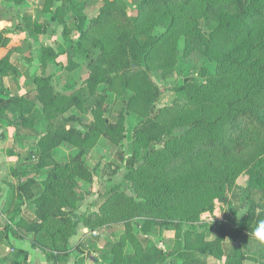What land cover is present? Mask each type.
Instances as JSON below:
<instances>
[{"label": "trees", "instance_id": "obj_1", "mask_svg": "<svg viewBox=\"0 0 264 264\" xmlns=\"http://www.w3.org/2000/svg\"><path fill=\"white\" fill-rule=\"evenodd\" d=\"M0 1L17 6L25 0ZM49 1L45 0L37 10L38 15L52 9ZM63 1L61 7L70 9L72 15L78 14L71 0ZM192 1H197L198 14L188 32L187 49L198 51L207 58L213 57L216 74L208 90L219 91L220 95L198 98V108L185 114L182 122L177 123L189 129L175 137V124L160 127L155 122L158 112L154 103L160 91L147 76V63L163 49L171 30L184 26L183 12ZM54 11L57 13L58 9ZM31 19L29 16L22 21L34 34H46V28L33 20L29 23ZM76 19L77 40H91L95 48L88 64V87L101 83L112 87L114 79L121 77L122 86L132 89L136 99L142 97L144 100L142 120L133 129L131 151L127 158L123 156L128 172L126 177L135 173L140 161L159 152L155 149L159 146L169 155L168 161L160 166L161 170L189 177L195 185L170 194L162 192L169 204L163 212L146 214L141 227L144 234L158 228L173 232L175 238L183 239V244L179 242L177 248L168 250L161 244L141 239L131 233L129 218L123 217L114 222H124L125 239L132 245L134 253L122 254L125 240H121L112 247L113 257L109 262L92 258L91 264H164L167 261L169 264H210L209 259L220 260L224 256L226 240L235 244L238 254L233 264H243L245 259L239 247L241 238L243 235L255 238L254 229L260 220H264V208L251 198L256 196L264 201V0H136L135 14L129 13L126 0H103L88 25L84 19ZM158 27L163 31L154 35L153 31ZM221 29V40L215 48L213 34ZM141 32L146 34L143 41L140 40ZM7 41L0 29V50L7 47ZM65 41L71 42L72 48L76 43V40ZM16 51L17 48L9 47L0 55V127L12 126L17 138L25 137L26 129L23 128H27L26 124L33 119L37 104L41 105L48 127L37 142L40 150L35 154L28 152L22 157L21 152L14 151L15 146L12 149L19 162L10 170L9 179H4L8 193L2 214L9 216V222L0 226V244L8 241L12 226H15L14 237L27 239L32 248L44 254L48 264H64L69 254L80 248V244L70 247L68 241L76 228L71 212L78 209L82 201L79 181L90 182L92 178L83 164V154L80 151L70 161L54 164L41 184L35 177L23 182L10 179L27 175L30 169L27 163L34 160V156L38 162L32 169L39 175L46 153L61 143L82 145L98 128L95 124L82 132L68 126L74 117L66 118L58 109L59 96L44 69L55 63L59 56L66 55L63 48L41 47L38 60L42 73L32 79L34 88L30 93L18 95L4 88L3 79L17 71L10 61ZM174 53L172 47L165 61ZM176 90L186 91L183 86ZM135 100H129L125 107L133 106ZM98 125L106 132L115 130V126L104 119L99 120ZM116 169L112 175L116 174ZM244 170L249 171V177L244 190L246 199L241 206L245 212L241 225L235 226L229 221H218L213 225L199 222L201 213L213 209L211 201L202 203L208 189L219 186L223 178L234 180ZM118 191V187L111 186L106 192L107 199ZM217 199L227 202L221 194ZM24 203L31 216L19 215ZM147 203L151 205L153 200ZM91 218L83 217V226L96 231L97 225H92ZM195 225H199L200 230ZM19 256L27 262V252L19 249L11 264H16L15 259Z\"/></svg>", "mask_w": 264, "mask_h": 264}, {"label": "rangeland", "instance_id": "obj_2", "mask_svg": "<svg viewBox=\"0 0 264 264\" xmlns=\"http://www.w3.org/2000/svg\"><path fill=\"white\" fill-rule=\"evenodd\" d=\"M27 1L30 0H25L17 6L0 1V29L8 40L7 47L0 50V55L9 47L18 49L10 58L17 71L13 76L3 79L4 85L12 93H30L34 88L32 79L42 73V67L38 60L41 47L49 46L54 50L63 48L66 50V55L59 56L55 63L48 64L44 69V74L50 77L54 92L59 96L58 109L64 112V117H74L75 120L69 122L68 126H74L82 132H86L87 128L96 124L98 130L92 132L87 142L82 145L61 143L57 148L46 153L39 175H36L32 169L38 162L37 157L34 156V160L27 163L30 168L27 175L20 179L11 177L10 180L12 182L22 180L21 182H23L26 178L35 177L41 184L46 178V172L53 168L54 164H64L80 151L83 154V164L92 178L90 182L79 181V192L82 195L79 208L84 199L88 197V205L93 204L96 212H87L82 215L80 223H82L83 217L91 216L92 225L97 226H95L96 231L85 227L86 232L77 243L80 244V248L74 249L64 264H91L90 258H98L102 263L109 262L113 257L112 247L121 240H125L122 254L126 256L133 254L132 245L125 239L124 222H114V220L123 217L129 218L130 230L133 235L161 244L168 250L177 248L179 242L183 244V239L175 238L173 232L158 228L148 234L142 233L144 216L165 210L169 200L162 197V192L164 195L170 194L179 188L195 187V185L189 177H180L171 172L164 173L161 170L160 166L168 161L169 155L165 149H159V146L155 147L156 150H160L159 152L140 161L135 173L126 177L128 172L124 160L131 151L133 129L142 120L141 114L145 108L144 100L142 97L136 99L132 89L124 88L121 77L114 79L112 87L102 83L98 86L88 87L87 84L88 64L90 55L95 51V48L91 40H77L76 25L78 21L76 17L84 19L85 25H88L89 20L95 17L103 0H71V3L76 6L77 15H72L69 13L70 9L61 7L63 0H50L51 10L40 13V15L37 14V11H35L36 14H31L28 13ZM126 1L129 13L135 14L136 0ZM35 2L36 0L31 2L32 5H36ZM44 3L45 0H39V5L37 4L36 7H42ZM197 5V1H192L187 5L183 12L184 26L171 30L165 39L163 49L159 53H155L147 63V76L160 91L154 103V108L158 112L155 122L160 127L175 124L173 128L175 137H179L189 129L188 126L177 123L182 122V117L185 114L198 108L197 106L200 104L198 98L212 97L214 94L220 95L219 91L208 90V85L214 82L212 77L216 74L213 57L207 58L198 51L189 52L187 49L186 44L190 37L188 32L193 26V19L198 14ZM55 9H58L57 13L54 11ZM37 10L39 9L37 8ZM34 15L35 18L31 19L29 23L33 20V22L44 26L46 34H34L30 28L26 27V22L22 21V18L29 16L32 18ZM53 17L55 18L52 19ZM162 31L163 28L158 27L153 31V34H159ZM222 31L223 29L217 30L216 34H213L215 48L220 43ZM94 36L96 38V34ZM145 38L146 34L141 32L140 40L143 41ZM68 39L76 40L73 48L71 42L65 41ZM172 47L175 48V53L169 54L171 58L165 61L167 52L170 53ZM166 62L170 63L164 64ZM180 86H183L186 91L182 93L177 91L176 87ZM129 100H135L133 106L125 107ZM101 119L111 122L115 126V130L106 132L105 128L98 125V121ZM26 125L27 128H22L30 132L31 141H27L28 136H25L19 137L14 142V151L21 152L22 157L28 152L35 154L40 150L37 142L45 135L48 127L45 115L41 111V105H36L33 119ZM33 137H38L37 140L35 139V143L32 141ZM148 138L149 136L145 139L148 140ZM8 153L18 158L13 150ZM115 168H117V172L112 175L111 172ZM248 177L249 171L244 170L234 180L223 178L219 186L210 187L207 195L203 197L202 203L211 201L213 209L211 212L201 213L199 222L213 225L218 221H229L232 225L240 226L245 215L241 206L246 199L244 190ZM111 186L118 187L119 191L118 194L112 193L107 199L106 192ZM219 194L227 199L226 203L217 199ZM251 198L258 206L264 208V201L259 200L256 196ZM106 199L109 202H106ZM150 199L153 200L151 205L147 203ZM95 215L97 218L94 217ZM73 223L77 224L74 221ZM5 224L8 222H0V226ZM195 226L200 227L199 225ZM13 230H15V226H12L9 233L8 243L0 244V264H11V259L15 258L16 251L19 250L10 244V239L15 238ZM92 232H96V236H93ZM68 244L70 246L69 241ZM239 247L242 250L240 254L245 259L243 264H264V243L259 242L256 238L243 235ZM234 248L235 244L228 240L225 241L224 256L221 258L223 264H233L234 260L238 258ZM15 260L16 264H30L29 256L27 262L22 261V256ZM220 260L210 259L213 262ZM164 264H169V261Z\"/></svg>", "mask_w": 264, "mask_h": 264}, {"label": "crops", "instance_id": "obj_3", "mask_svg": "<svg viewBox=\"0 0 264 264\" xmlns=\"http://www.w3.org/2000/svg\"><path fill=\"white\" fill-rule=\"evenodd\" d=\"M34 1L35 0L27 1L28 5H29L28 13L36 14L35 11H37V8L39 10L41 8V7H36L37 4L39 5V0H36V2H35L36 5H32L31 2H34ZM34 18H35V15L32 16V19H34ZM4 83L5 82H3V87L7 88V86L4 85ZM13 94L21 95L19 92L18 93L16 92ZM15 132H16V130L12 126L3 125L0 127V222H9V216L2 214V209L5 205L6 196L8 193V187H7L4 179L7 177V175L10 174V170L12 168H14L19 162L18 158L13 157L10 153H8L9 151H11L13 149L14 142H16L17 137H16ZM24 134L26 137L28 136L27 141H31L30 132L24 130ZM35 139L37 140L38 137L37 138L33 137L32 141H34V143L36 142ZM28 143L32 144L31 142H28ZM8 177H10V175ZM87 198L88 197H86V199H84L83 204L81 205V207L78 210L73 211V214L71 216L72 221L77 223L76 228H75V232L72 235V237H70V240H69L71 247L76 245L80 241V239L82 238L84 233L86 232L85 227L83 226L82 223H80L81 222L80 217L87 212H96V208H95V206H93V204L90 206L88 205L89 200H87ZM26 206H27V203H24L21 206V210L19 212L20 216H31V213L26 209ZM10 244H11V246H14L15 248H18V249H21V250L27 252V254L30 258V264H48L44 258L43 253L38 249H33L31 247L30 242L27 241L26 239L18 240L15 238H11ZM221 261H222V259L218 262H216V261L213 262V261H210V259H209L210 264H223Z\"/></svg>", "mask_w": 264, "mask_h": 264}, {"label": "clouds", "instance_id": "obj_4", "mask_svg": "<svg viewBox=\"0 0 264 264\" xmlns=\"http://www.w3.org/2000/svg\"><path fill=\"white\" fill-rule=\"evenodd\" d=\"M253 235L259 242L264 243V220L258 222Z\"/></svg>", "mask_w": 264, "mask_h": 264}, {"label": "built area", "instance_id": "obj_5", "mask_svg": "<svg viewBox=\"0 0 264 264\" xmlns=\"http://www.w3.org/2000/svg\"><path fill=\"white\" fill-rule=\"evenodd\" d=\"M91 234H92L93 236H96V232H92Z\"/></svg>", "mask_w": 264, "mask_h": 264}, {"label": "water", "instance_id": "obj_6", "mask_svg": "<svg viewBox=\"0 0 264 264\" xmlns=\"http://www.w3.org/2000/svg\"><path fill=\"white\" fill-rule=\"evenodd\" d=\"M92 258H90V260H91Z\"/></svg>", "mask_w": 264, "mask_h": 264}]
</instances>
